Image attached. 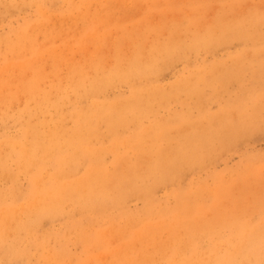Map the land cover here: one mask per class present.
<instances>
[{"label":"rangeland","instance_id":"374dc122","mask_svg":"<svg viewBox=\"0 0 264 264\" xmlns=\"http://www.w3.org/2000/svg\"><path fill=\"white\" fill-rule=\"evenodd\" d=\"M26 1L0 0V143L6 134L19 133V112L27 103L32 108L35 98L49 99V112L39 114L40 118L56 117L50 116L53 103L62 102L68 114L74 107L76 82L95 81L136 56L142 65L155 61L160 67L151 82L166 91L180 86L178 96L158 98L153 112L139 125L145 129L157 121L170 123L158 143L168 158L165 162H174L179 145L186 148V142L203 129L211 137L203 144L204 154H199L203 166L183 167L179 176L176 160L177 172L169 175L173 177L157 180L151 212L138 195L127 197L118 208L110 206L101 220L66 202L65 212L43 220L31 237L19 232L20 250L25 253L13 264H180L194 256L195 250L205 252V257L212 241L228 236L232 221L256 223L264 218V0H48L42 5ZM257 15H262L255 20L257 31L239 24ZM231 23L234 31L227 32L232 33L227 39L217 38L209 49L179 53L187 42L209 32L216 37ZM171 47L173 53L167 54L165 49ZM242 62L240 71L233 70L215 86L204 87L200 96L189 95L184 83H179L205 65L226 71L240 68ZM105 92L119 99L130 94V86L122 82ZM91 99L82 104L88 105ZM65 121L72 125L71 118ZM139 130L133 123L121 127L119 141ZM109 138L93 145L111 148ZM142 145L144 151L120 144L117 153L124 157L116 165L117 153L106 151V166L123 174L137 163L139 171H145L155 156L147 150L149 140ZM11 168L16 172L14 164ZM52 170L49 167L43 174ZM74 177L71 173L70 178ZM29 185L24 173L14 181L1 178L3 203L19 205L22 199L16 200L9 191L14 187L25 191ZM180 189L191 192L186 204L177 197ZM177 208L179 222L172 227L174 215L169 212ZM74 224H80V229ZM43 239L45 245L38 246ZM54 251L60 256L52 257Z\"/></svg>","mask_w":264,"mask_h":264},{"label":"bare ground","instance_id":"6f19581e","mask_svg":"<svg viewBox=\"0 0 264 264\" xmlns=\"http://www.w3.org/2000/svg\"><path fill=\"white\" fill-rule=\"evenodd\" d=\"M29 1H35L36 4L42 5L44 1L48 0ZM54 3L55 1L52 4ZM7 6L9 9L11 8V6ZM11 10V12H16V10ZM253 16L247 19L241 18L242 23L239 24H247L257 31L255 20L262 18V15H257L252 21ZM55 18L52 19L55 21ZM39 28H41L40 25ZM230 31H234L233 23L224 26L222 33L218 36L215 35L216 37H213V34L209 32L207 35L194 38L191 42L184 44L179 53L183 49H209L218 42L217 38L227 39L229 34H232L227 33ZM23 36L24 34L19 36L20 42ZM254 37L255 33L250 35V39ZM165 52L172 54L173 47L165 49ZM243 65L242 62L240 68H229L226 71L219 69L220 67L217 65H205L204 69L193 71L189 76L181 78L179 83H184L189 95L200 96L203 94L204 87L215 86L220 82V78L229 76L233 70L240 71ZM59 66L61 65L59 64ZM159 68L155 61L142 65L140 57L136 56L125 67L113 68L108 73H106L107 69L103 70L106 75L99 76V79L95 81L76 82L73 86L75 103L73 110L68 114L63 110L64 107L61 108L62 102L59 101L60 103L52 104L54 113L50 116L54 115L55 118H40L39 114L45 115L49 112L50 101L48 98H40V100L35 98L36 103L32 108L31 103H27L24 109L19 112V133L14 136L6 134L2 139L3 142L0 143V179L6 177L14 181L20 173H24L30 185L25 191L15 187L9 191L16 200L22 199L19 205L3 203V195H0V248L4 249L3 264H13L19 256L25 253L20 250L19 246L21 243L20 231L26 232L31 237L36 233L37 227L42 224L43 220L63 214L66 202H71L83 213L96 214L97 220H101L110 206L118 208L127 197L138 195L145 200L146 211L151 212L155 201L153 191L159 185V181L175 171L176 160H179V176L183 167L203 166L202 162L204 161L201 159L202 157H199V154H204L206 149L203 144L208 142L211 137L205 133L204 129L202 133L198 132L195 135V139H189L186 142V148L179 145V151L174 154L176 158H174V162L171 160L165 162L168 158L166 159V154L158 146V143H161L166 136V129L170 123L157 121L152 127L145 129L139 126L141 119L153 112V103L160 102L158 98L178 96V92L180 93V86L179 90L174 88L171 91H166L160 84L151 82V79L157 78L156 73ZM89 78L91 77L89 76ZM122 82L130 86V94L128 96L121 95L118 97L119 99L108 97L105 89ZM202 84L203 86H201ZM61 89L64 90V88ZM62 96L64 95L61 94L59 97L62 98ZM88 98H92L88 101L89 104L83 105V101ZM67 117L72 119L71 126L66 125ZM242 119L244 120V117ZM132 123L140 130L134 133L131 138L119 141V129ZM194 127L197 129L195 125ZM105 137H110L111 148L93 145L96 141L101 142ZM147 140L151 142L147 150L154 153L155 160L147 165L145 171H139L137 163H133L127 170H124L126 172L123 174H119L115 170L110 171L106 166L104 160L106 151L117 153L120 144L144 151L142 144ZM123 157L117 153V161L114 165ZM171 159H173L172 156ZM13 164L17 168L16 172L12 171ZM49 167L53 169L52 172L43 174ZM175 172L174 174H176ZM71 173L75 176L73 179L70 178ZM179 191L177 197L186 204L192 197L191 192L184 189ZM23 199L26 202L25 206H23ZM169 213L174 215L173 221H171L173 227L179 222V208L171 210ZM125 214L128 217L129 214ZM162 224L164 227L167 223L163 221ZM230 226L228 236L219 235L220 238L218 236L216 241L211 242L207 251L205 250V257H203L205 252L195 250L194 256L183 259L180 264H264V218L256 223L232 221ZM74 227L80 229L81 226L74 224ZM152 232L154 233V231ZM197 232L199 233V231ZM43 243L44 239L40 240L38 246H44ZM168 243L166 242V244ZM125 251L124 253L128 254ZM160 254L163 255V253ZM52 255V257L60 256L56 251Z\"/></svg>","mask_w":264,"mask_h":264}]
</instances>
